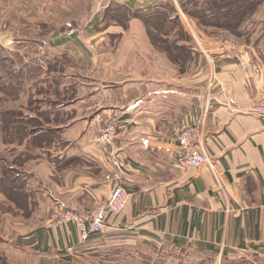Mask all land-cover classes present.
I'll use <instances>...</instances> for the list:
<instances>
[{
    "label": "crops",
    "instance_id": "0c3cea01",
    "mask_svg": "<svg viewBox=\"0 0 264 264\" xmlns=\"http://www.w3.org/2000/svg\"><path fill=\"white\" fill-rule=\"evenodd\" d=\"M103 2L97 11L118 5L132 17L125 27L105 23L92 38L80 37L85 47L94 42L96 81L82 95L74 85L77 96L59 109L68 117L59 137L25 164L29 197L6 215L16 220L14 238H4L8 256L15 264H264V116L250 111L252 101L264 104V50L240 45L232 57L222 56L220 45L236 38L183 11L207 14L203 0ZM161 8H170L188 35L184 40L174 29L158 37L189 47V74L176 69L135 16ZM256 20L263 25L262 13ZM239 60L258 63L261 73L241 69ZM209 101L203 147L213 168H181L177 130L196 121ZM109 120L117 125L109 148L128 164L124 209L108 217L104 233L86 239L71 223L46 228L55 209L85 214L107 198L109 165L98 133Z\"/></svg>",
    "mask_w": 264,
    "mask_h": 264
},
{
    "label": "rangeland",
    "instance_id": "374dc122",
    "mask_svg": "<svg viewBox=\"0 0 264 264\" xmlns=\"http://www.w3.org/2000/svg\"><path fill=\"white\" fill-rule=\"evenodd\" d=\"M97 1L0 0V36L2 39L0 41V67L5 68L9 65L17 67L22 60H30L35 66L26 72L22 71V75L20 74L17 83L20 85L19 94L11 91L12 85L8 86L9 91L8 88L4 89L9 83L3 79L0 68V120L1 118H12L15 121L24 119L25 123L26 120H30L29 129L43 128L47 137H59L63 125L68 122V117H65L59 109L68 107V104L77 96V88L73 91L69 88L72 85H79L82 95L96 81L97 72L93 70L95 66L92 57L94 56L93 49H95L93 48L94 42H87L88 46L85 47L80 37L92 38L96 30L104 27L105 23L117 22L114 19L107 22L108 18L100 10L104 2L99 0L102 7L100 6L101 8L97 11ZM260 1L261 7H257L256 11L248 16L245 14L246 18L244 17L239 28L237 26L233 29L237 34L234 37L238 41L225 36L234 47L244 45L246 51L251 53L256 51L259 54L264 50V21H262L263 25H258L259 22L256 20V15L260 13L264 19V0ZM175 34L187 40L182 30L175 31ZM107 44L113 46L116 42L111 41ZM195 44L199 48L198 42ZM89 48L92 51H89ZM101 49L102 46H99L96 50ZM4 57H8L7 59L12 64L5 61ZM14 57L16 63H14ZM192 60V56H189L174 64L178 67L176 69L181 72L188 71L187 74H189L192 71L189 68L195 64ZM203 64L204 61L201 65ZM213 85V78L207 80L204 95L211 93ZM14 96L15 100L12 99ZM1 125L4 127V123ZM1 125L0 128H2ZM18 138L19 135L12 131L11 127L4 130V133L0 130V177L16 179L27 177L24 166L28 162L26 159L28 152L33 154L38 149L32 148L31 143L23 142L24 139ZM42 141L41 138L38 142ZM0 183L2 184V181ZM25 186L22 189L25 190ZM17 204L7 200L4 192L0 191V264H15L13 255L8 256L7 250L10 246L4 247V238H14L13 224L16 220L6 215H14Z\"/></svg>",
    "mask_w": 264,
    "mask_h": 264
},
{
    "label": "trees",
    "instance_id": "16d2710c",
    "mask_svg": "<svg viewBox=\"0 0 264 264\" xmlns=\"http://www.w3.org/2000/svg\"><path fill=\"white\" fill-rule=\"evenodd\" d=\"M260 4V0H203L202 5L207 6L208 8L207 14L205 13V8H203L202 10L197 9L188 12L186 10L183 11L186 15L188 14V16L196 18L201 24H214L217 27L228 30L231 35L237 36V34L234 33L233 29L237 26L239 28V26L243 23L242 20L245 17L244 15L246 14V16H248L250 15V13L256 11L255 9ZM171 14L172 10L170 8H161L155 10L148 9L146 11L135 13V16L140 17L148 25V27L150 26L149 28L154 30L153 31L149 29L150 33L152 32L154 34L152 41L156 42V44H158L160 48L165 50L169 56V59L176 64L177 62H179V60H183L186 57L190 56V49L188 46L177 45L175 41H167L166 39L163 40L162 38L158 37L159 34L167 33L174 29L175 31L182 30L178 22L179 19L176 16H172ZM104 15H106V17L108 18L107 22H109L111 19H114L118 23L123 24L124 27L126 26V22L130 19V17H132V14L128 10L123 9L118 5L106 8V10L104 11ZM184 33L185 38L188 39L187 33ZM4 58L5 61H9L7 59L8 57ZM13 60L14 63H16L15 57ZM9 63L12 64L10 61ZM0 68L4 77L3 79L5 80V82L9 83V85H6L4 89L8 88L7 90L9 91L8 86L11 87L12 85L13 87L11 91L19 94L20 85H17V83L19 77L22 75V71L26 72V70L35 68V66L30 60H22L18 63L17 67L9 65L5 68H2V66ZM69 89L73 91L75 88L72 85V87H70ZM12 99L15 100V96ZM53 105L56 104L53 103ZM23 120L24 119H16L15 121V119L12 118H1L0 125L4 123V127H2L1 125L2 128H0V130L4 133V130H6L8 127H11L12 131L16 132L19 135V138L24 139L23 142L31 143L32 148L34 149H45L51 146L52 143L57 140L58 137H47L44 134V132L46 131L43 128L29 129L30 120H26V123ZM41 138L43 139V141L38 142ZM30 153L28 152V157L26 158L27 161L33 157V154ZM24 179L25 178H7L6 176L0 177V181H2V184L0 183V191L4 192L7 200L9 199L11 201H14L19 205H23V203L25 204L29 195L26 190L22 189V187L24 186Z\"/></svg>",
    "mask_w": 264,
    "mask_h": 264
},
{
    "label": "built area",
    "instance_id": "2783aa9c",
    "mask_svg": "<svg viewBox=\"0 0 264 264\" xmlns=\"http://www.w3.org/2000/svg\"><path fill=\"white\" fill-rule=\"evenodd\" d=\"M233 44L223 42L219 49L224 57L233 56ZM239 67L243 70H251L260 74L261 67L256 62L245 60L239 61ZM211 86V84H210ZM200 117L190 124H182L176 133V142L179 151L175 160L181 168L200 167L208 165L213 168V157L204 149L203 140L205 136V120L211 110L210 102L200 106ZM250 111L253 114L264 116V104L252 102ZM117 134V125L114 120L105 122L98 133V141L104 149V155L109 165L104 175L110 190L107 198L96 205L85 214L78 213L72 209H55L51 212L45 227L55 228L65 223H71L77 229L81 239H86L90 234H102L107 227L108 217L117 216L124 209L129 192L127 190L126 159L119 151L109 148Z\"/></svg>",
    "mask_w": 264,
    "mask_h": 264
},
{
    "label": "bare ground",
    "instance_id": "6f19581e",
    "mask_svg": "<svg viewBox=\"0 0 264 264\" xmlns=\"http://www.w3.org/2000/svg\"><path fill=\"white\" fill-rule=\"evenodd\" d=\"M2 39H1V36H0V41H1Z\"/></svg>",
    "mask_w": 264,
    "mask_h": 264
}]
</instances>
